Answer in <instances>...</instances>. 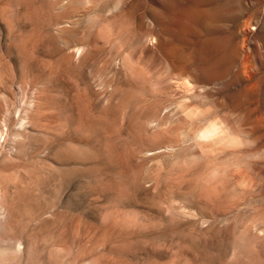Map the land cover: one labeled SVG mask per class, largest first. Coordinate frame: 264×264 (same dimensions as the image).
Returning a JSON list of instances; mask_svg holds the SVG:
<instances>
[{
	"label": "rangeland",
	"instance_id": "rangeland-1",
	"mask_svg": "<svg viewBox=\"0 0 264 264\" xmlns=\"http://www.w3.org/2000/svg\"><path fill=\"white\" fill-rule=\"evenodd\" d=\"M0 264H264V0H0Z\"/></svg>",
	"mask_w": 264,
	"mask_h": 264
},
{
	"label": "bare ground",
	"instance_id": "bare-ground-1",
	"mask_svg": "<svg viewBox=\"0 0 264 264\" xmlns=\"http://www.w3.org/2000/svg\"><path fill=\"white\" fill-rule=\"evenodd\" d=\"M22 120H23V119H22ZM23 127H24V126H23ZM215 132H216V131H215ZM215 132H214V133H215ZM214 133H213V135H214ZM203 135H205V134H202V136H203ZM211 135H212V134H209L208 137H211ZM205 136H207V135H205ZM203 137H204V136H203ZM208 137H206V138H208ZM2 138H3V137H2ZM6 145H7V143H6ZM11 151H12V150H11ZM3 156H4V154H3ZM3 156L1 155V157H3ZM4 157H6V156H4ZM2 159H3V158H2ZM4 159H6V158H4ZM8 259H9V258H8Z\"/></svg>",
	"mask_w": 264,
	"mask_h": 264
}]
</instances>
